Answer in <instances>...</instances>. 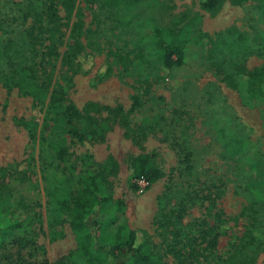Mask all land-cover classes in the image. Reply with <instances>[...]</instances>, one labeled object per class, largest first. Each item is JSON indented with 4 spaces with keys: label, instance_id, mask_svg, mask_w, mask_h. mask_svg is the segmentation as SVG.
Segmentation results:
<instances>
[{
    "label": "rangeland",
    "instance_id": "rangeland-1",
    "mask_svg": "<svg viewBox=\"0 0 264 264\" xmlns=\"http://www.w3.org/2000/svg\"><path fill=\"white\" fill-rule=\"evenodd\" d=\"M29 1L0 0V264H56L61 257L82 264L69 214L56 199L75 192L77 177L103 166L108 154L117 165L107 178L111 200L87 218L98 245L123 225L147 238L158 264H189L194 256L210 264L230 242L239 251L235 264H264V94L248 98L242 83L232 89L215 70L216 63L248 70L264 63V17L255 1L204 11L198 0H76L94 37L88 45L80 39L73 65L61 63L73 18L61 19L58 56L45 63L41 53L52 39L34 44ZM155 28H183L181 65L162 64ZM108 40L128 56L129 70L112 64L97 79L112 61ZM50 69L46 94L29 86ZM155 78L148 96L133 83ZM54 87L80 113L92 105L101 138L78 141L85 129L81 120H66L65 102L51 112ZM55 144L65 149L62 157ZM141 153L161 176L139 189L128 159Z\"/></svg>",
    "mask_w": 264,
    "mask_h": 264
},
{
    "label": "trees",
    "instance_id": "trees-1",
    "mask_svg": "<svg viewBox=\"0 0 264 264\" xmlns=\"http://www.w3.org/2000/svg\"><path fill=\"white\" fill-rule=\"evenodd\" d=\"M75 1H29L34 44H37L38 39H52V44L47 45V51L41 53L47 56L45 63L51 64L52 60L58 56L56 44H59L62 35L58 30V24H60L61 19L68 21L71 17L73 18L68 32L70 43L67 45L61 59L63 65H73L78 55L82 52L80 39L85 41V45H88L90 44V39L94 37L90 29L84 27L81 11L75 7ZM224 1L231 5H239L248 0H198V6L204 11H212ZM251 1H255L257 8L264 17V0ZM116 2L117 0H105L104 3L106 5H114ZM236 36L238 38L241 37L239 34H236ZM153 39L164 66H179L183 63V46L187 41L183 28H167L165 30L155 28L153 30ZM106 44L107 55L112 58V61L105 63L104 69L95 75L97 79L108 75L112 64H117L122 73L129 70L130 59L124 51L110 40ZM215 70L221 74L224 83L232 89L242 83L248 98L261 97L264 94V63L250 70L245 69L243 66L236 67V65H233L232 69L224 68L221 63H216ZM40 74L42 77L39 82L36 83L35 80H32L28 84L33 86L35 90L37 89V92L42 91L43 94H46L49 88L51 69L46 72L42 70ZM35 77L36 75L33 78ZM156 82L157 78L153 80L136 79L133 81L134 85L144 96H148L151 85ZM63 102L66 104L62 106ZM60 106H62V114L67 121H70V118L75 119L74 121L81 120L85 130L81 131V133H76L78 141L101 138V135H98L93 127L95 119L90 114V109L93 108L90 103L86 104L80 113L71 106L64 93L54 87L49 91L48 107L52 113H56L57 108ZM120 122L125 130H128L123 115ZM52 148L58 157H62L66 153L64 148L56 144L52 145ZM89 161V155H85L83 157L84 164L88 165ZM116 166L114 158L108 154L103 166L93 170H86L77 177L75 192L56 199V205L59 210L69 214L68 226L75 242L74 250L82 259V264H108L109 256H112L114 260L120 257L119 264H158L161 259L159 255L152 251L147 238L140 237L138 239L135 232L129 230L126 226L119 225L116 227L111 239L105 245H98L94 240L93 232L89 226L93 223L89 224L87 218L92 213V210L103 207L111 200V181L107 178L115 173ZM128 167L130 168V177L141 176L147 183H152L161 176L148 153H141L129 158ZM2 183L3 175L0 174V186ZM215 237L216 235H213L208 242L210 247L215 245ZM253 241L254 236L250 234L246 244L253 243ZM237 254H239V251L236 245L230 242L224 252L212 256L210 264H235ZM56 264L77 263L73 259L61 257L56 261ZM189 264H203V262L197 256H194V259H191Z\"/></svg>",
    "mask_w": 264,
    "mask_h": 264
},
{
    "label": "built area",
    "instance_id": "built-area-1",
    "mask_svg": "<svg viewBox=\"0 0 264 264\" xmlns=\"http://www.w3.org/2000/svg\"><path fill=\"white\" fill-rule=\"evenodd\" d=\"M133 182L139 189H141L142 187H144L147 184V182L141 176L134 178Z\"/></svg>",
    "mask_w": 264,
    "mask_h": 264
}]
</instances>
